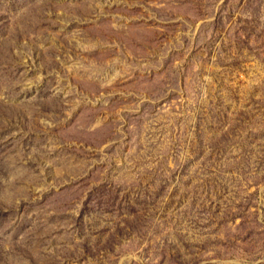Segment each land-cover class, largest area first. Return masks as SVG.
Here are the masks:
<instances>
[{"label": "rangeland", "instance_id": "obj_1", "mask_svg": "<svg viewBox=\"0 0 264 264\" xmlns=\"http://www.w3.org/2000/svg\"><path fill=\"white\" fill-rule=\"evenodd\" d=\"M263 241L264 0H0V264Z\"/></svg>", "mask_w": 264, "mask_h": 264}, {"label": "trees", "instance_id": "obj_2", "mask_svg": "<svg viewBox=\"0 0 264 264\" xmlns=\"http://www.w3.org/2000/svg\"><path fill=\"white\" fill-rule=\"evenodd\" d=\"M218 148H220V145L219 146H213L212 145V147H210V150H209V157L207 158V161L205 162V164L206 163H208V161L211 159V156H217V155H219V153L220 152H218ZM214 153V154H213ZM213 154V155H212ZM204 166V163H201V168H203V172H205L206 171V167H203ZM248 224H251V228L255 225V226H259V227H261V225H259V224H257V221L254 219H252V220H249V222H248ZM254 226V227H255ZM263 245H264V241H263Z\"/></svg>", "mask_w": 264, "mask_h": 264}]
</instances>
